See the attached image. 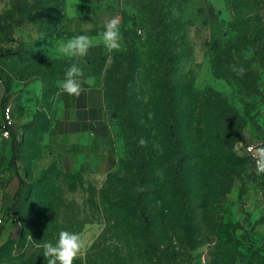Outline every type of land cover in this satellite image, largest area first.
Segmentation results:
<instances>
[{
    "label": "rangeland",
    "instance_id": "374dc122",
    "mask_svg": "<svg viewBox=\"0 0 264 264\" xmlns=\"http://www.w3.org/2000/svg\"><path fill=\"white\" fill-rule=\"evenodd\" d=\"M69 2L0 0V47L18 50L0 57V210L19 187L1 131L7 83L29 185L0 264H47L43 244L62 230L84 242L74 264H264V174L245 151L264 146V0H108L81 11L102 13L98 37L118 17L121 47L77 61L43 43L61 34ZM72 63L101 77L112 135L90 142L115 154L106 173L65 174L49 142Z\"/></svg>",
    "mask_w": 264,
    "mask_h": 264
},
{
    "label": "crops",
    "instance_id": "0c3cea01",
    "mask_svg": "<svg viewBox=\"0 0 264 264\" xmlns=\"http://www.w3.org/2000/svg\"><path fill=\"white\" fill-rule=\"evenodd\" d=\"M110 4L111 2L108 0H70L68 3L70 15L63 23L61 34L43 38L44 48L51 52L52 58L60 59L65 57L57 52V47L62 41L76 35H88L94 39L95 46L89 49L86 56L72 57V59L77 61L82 58L92 59L103 55L113 56V52L107 50L95 34L96 32L94 33L97 31L98 25L92 27L90 24L93 20H98L102 13L81 11L86 8L98 9L102 6L108 8ZM81 21L85 26H82ZM36 39L42 40L38 35ZM83 71L82 87L84 91L78 98L64 93L61 88L64 78L59 80L57 96L60 102V116L56 118L48 132L52 150L57 156L63 172L68 175L79 172L106 173L116 162V156L111 153L109 147L104 144L98 146L90 142L92 137L96 140L109 138L112 135V129L104 115L101 77L93 72L91 66ZM84 80L91 82L83 83Z\"/></svg>",
    "mask_w": 264,
    "mask_h": 264
},
{
    "label": "clouds",
    "instance_id": "9594fccd",
    "mask_svg": "<svg viewBox=\"0 0 264 264\" xmlns=\"http://www.w3.org/2000/svg\"><path fill=\"white\" fill-rule=\"evenodd\" d=\"M100 42L104 47L111 51L118 50L121 47L122 34L119 28V18L113 17L106 21L104 31L99 34ZM94 39L88 35H76L66 41H62L57 52L65 57H82L88 54L90 48L94 47ZM233 71L238 75H243V67L236 68ZM83 69L77 64L72 63L65 71L64 80L61 82V88L69 96L79 97L84 88L82 87ZM90 80H84L83 83H90ZM255 163V173L264 174V146L249 148ZM85 245L80 234L62 230L58 234L55 244L46 242L43 244V256L47 259V264H74V261L82 255Z\"/></svg>",
    "mask_w": 264,
    "mask_h": 264
},
{
    "label": "trees",
    "instance_id": "16d2710c",
    "mask_svg": "<svg viewBox=\"0 0 264 264\" xmlns=\"http://www.w3.org/2000/svg\"><path fill=\"white\" fill-rule=\"evenodd\" d=\"M145 9L146 10H145L144 14H146V16H147V23L152 26L153 32L158 31L160 29V27L163 25V22L158 20L159 14L156 13V9H153L151 6H147ZM5 22H6V29H7L8 34L13 37L14 36L13 35V28L9 24V19L6 18ZM17 52H18V50L13 48V47H0V57L15 54ZM0 78L2 79L1 72H0ZM9 86H10L9 83H7L5 93L3 95V100H2L3 106L5 108L7 106V99L9 97ZM11 137H12L11 164L13 167L14 176L18 179L19 187H18L17 191L15 192V195H14V198H13L11 205L9 207H7L6 209L2 210L3 214H4V218H3L2 224L0 225V236H1L3 229L5 228V225L9 222L11 217L14 216L18 212V210L20 209L24 199L27 197V195L29 193L28 182L25 179V177L21 174L20 166L18 163L20 141H19V139L15 133V129L11 130ZM174 148H175L176 153L179 154V146L177 143L175 144ZM141 215L143 217H146L145 210H143V209L141 210Z\"/></svg>",
    "mask_w": 264,
    "mask_h": 264
},
{
    "label": "built area",
    "instance_id": "2783aa9c",
    "mask_svg": "<svg viewBox=\"0 0 264 264\" xmlns=\"http://www.w3.org/2000/svg\"><path fill=\"white\" fill-rule=\"evenodd\" d=\"M15 128V118L14 113L11 106L7 105L3 115V123L1 127V131L4 137H11V130ZM259 146L257 143H248L245 146V151L252 158V153L248 151L249 148H255ZM253 159V158H252ZM254 161V160H253ZM4 214L3 211L0 210V225L3 222Z\"/></svg>",
    "mask_w": 264,
    "mask_h": 264
}]
</instances>
